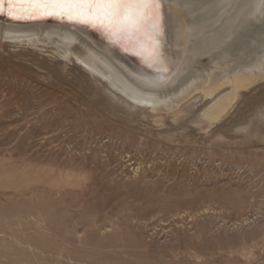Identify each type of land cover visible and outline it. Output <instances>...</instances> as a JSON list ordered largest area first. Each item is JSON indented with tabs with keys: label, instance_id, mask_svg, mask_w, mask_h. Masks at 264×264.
Instances as JSON below:
<instances>
[{
	"label": "rangeland",
	"instance_id": "rangeland-1",
	"mask_svg": "<svg viewBox=\"0 0 264 264\" xmlns=\"http://www.w3.org/2000/svg\"><path fill=\"white\" fill-rule=\"evenodd\" d=\"M260 68L210 118L229 87L151 108L0 31V264H264Z\"/></svg>",
	"mask_w": 264,
	"mask_h": 264
},
{
	"label": "bare ground",
	"instance_id": "bare-ground-1",
	"mask_svg": "<svg viewBox=\"0 0 264 264\" xmlns=\"http://www.w3.org/2000/svg\"><path fill=\"white\" fill-rule=\"evenodd\" d=\"M100 4L113 7L97 9ZM4 9L10 19L0 18V31L6 37L42 32L134 103L151 108L166 109L194 91L212 96L227 86L207 113L221 117L264 63V0H0ZM49 16L99 27L104 38L45 20ZM28 18L44 21H15Z\"/></svg>",
	"mask_w": 264,
	"mask_h": 264
},
{
	"label": "water",
	"instance_id": "water-1",
	"mask_svg": "<svg viewBox=\"0 0 264 264\" xmlns=\"http://www.w3.org/2000/svg\"><path fill=\"white\" fill-rule=\"evenodd\" d=\"M0 18H5L6 17V13H5V9L3 11H0ZM7 19H10L9 17H6ZM44 19V18H42ZM38 18H28V19H15V21H17L18 23H24V24H27V23H33V22H41V21H44V20H39ZM47 21H59V22H63V23H67V24H72V25H77V26H81V27H84V28H89L90 31L97 37L103 39L104 37L103 34L104 32L99 28V27H93V28H90L88 25H86L85 23H82V24H78L77 22H69L67 21L64 17H60V18H54L49 16L47 17V19H45Z\"/></svg>",
	"mask_w": 264,
	"mask_h": 264
},
{
	"label": "snow or ice",
	"instance_id": "snow-or-ice-1",
	"mask_svg": "<svg viewBox=\"0 0 264 264\" xmlns=\"http://www.w3.org/2000/svg\"><path fill=\"white\" fill-rule=\"evenodd\" d=\"M97 9H105V8H108V7H113L111 5H103V4H100V5H96L95 6ZM92 14V13H91ZM96 17H99V13L96 14ZM105 18L107 19L108 18V13H105Z\"/></svg>",
	"mask_w": 264,
	"mask_h": 264
}]
</instances>
